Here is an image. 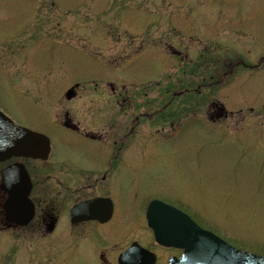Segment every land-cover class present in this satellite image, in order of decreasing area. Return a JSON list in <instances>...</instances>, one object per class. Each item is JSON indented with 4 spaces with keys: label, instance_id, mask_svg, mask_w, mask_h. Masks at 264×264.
<instances>
[{
    "label": "rangeland",
    "instance_id": "rangeland-1",
    "mask_svg": "<svg viewBox=\"0 0 264 264\" xmlns=\"http://www.w3.org/2000/svg\"><path fill=\"white\" fill-rule=\"evenodd\" d=\"M216 2L0 0V62L11 66L10 74L0 68V103L15 123L46 132L54 154L40 165L58 162L65 175L72 162L106 157L116 130H121L124 145L118 157L132 164L122 167L113 189L122 214L141 219L146 196L178 201L229 244L264 256V133L260 137L255 133L264 131V123H258V118L264 121V74L252 73L244 81L247 70L240 66L226 82L214 85L209 82L214 69L206 67L209 59L202 61V69L186 68L204 45L209 46L205 54L213 59L217 47L220 68L226 67L219 57L222 52L232 59L243 58L247 49L258 55L264 49V0ZM192 33L197 36L189 41ZM148 38L153 41L150 46ZM134 40L135 48L142 41L146 48L140 53L148 54L123 57L136 52L130 49ZM179 50L187 54L183 61ZM182 78L186 84H175ZM75 82L82 83L75 87L76 97L68 100L66 89ZM183 88L189 91L180 93ZM102 93L103 109L90 108V99L92 105L98 104ZM117 94L130 97L122 109L115 102ZM60 97L78 127L101 135L105 143L74 138L57 125L62 103H55ZM248 99L257 115L249 132L238 112ZM163 106L158 117L141 116L133 125L137 114ZM219 108L236 114L213 120L211 114ZM50 173L62 176L58 169ZM48 186L59 191L55 183ZM61 195L59 200L45 198L53 199V206L58 201L61 216L54 231L58 228L64 235L58 238L54 231L43 235L33 228L0 229V264H98L94 244L122 237L121 224L93 226L82 252L73 256L74 247L64 242L70 236L60 224L67 221L72 199ZM133 228L134 238L143 242L152 238L143 217ZM100 235L105 240H95Z\"/></svg>",
    "mask_w": 264,
    "mask_h": 264
},
{
    "label": "flooded vegetation",
    "instance_id": "flooded-vegetation-1",
    "mask_svg": "<svg viewBox=\"0 0 264 264\" xmlns=\"http://www.w3.org/2000/svg\"><path fill=\"white\" fill-rule=\"evenodd\" d=\"M213 1H217L216 3H229V4H246L247 2H251V1H255V0H213ZM240 22V21H237ZM196 34H190L188 39L189 41L194 40ZM143 38V37H140ZM199 38V37H198ZM149 39V38H148ZM197 39V38H196ZM185 40V39H184ZM135 43H130L131 44V48L133 49L135 48V44H137V41L134 40ZM129 44V43H128ZM146 44H148L149 46L151 44H153L152 40H147ZM127 45V44H126ZM124 45V46H126ZM145 45V44H144ZM143 45V42L140 41V44H138V46L135 48L136 52H127L128 54H126L123 57H129V56H134V57H143V55L146 53L148 54L149 51L144 52V53H140L143 48H146ZM185 46V45H184ZM128 46H126L127 49ZM209 46L204 45V49H202L197 58L194 61H189V65L186 64V68H197L199 67V69H202L201 65L202 61H204L205 59H209L210 61L206 62V67L207 65L210 66L209 68L214 69V73L210 74V79L209 82H211V84L214 85H219L221 83L226 82L227 78L229 77V75H231L232 73H234V71L239 68L240 66L243 67V69L247 70L246 71V76L244 78V81H246V77H248L249 79L252 76V73L254 74H264V46L262 47V51L258 50L259 53L258 55H252V50L247 49L246 51V55L241 58L240 56H236L235 59L228 54V53H223L221 54V56L224 58V64L226 67H222L220 68L219 64L217 65V61L218 59L215 58L216 57V49L217 47L214 46V59L212 57V55H206L204 51H206L207 53H209ZM187 47L185 46V50ZM173 50L175 52H177L174 48ZM183 50H179L178 51V55L180 56V58L183 60H185V57H187V54H185ZM255 51V50H254ZM184 52V53H183ZM216 52V53H215ZM130 54V55H129ZM119 57H122L119 56ZM228 61V62H227ZM214 65V66H213ZM214 67V68H213ZM0 68L6 70V72H8L10 74V70H11V66L9 62H0ZM200 77V76H199ZM201 81H202V77ZM206 78V77H203ZM199 81L198 87L200 88L202 86V82H200L199 79H197ZM53 80L50 79V82H52ZM216 82V83H215ZM82 82H75L72 83L71 85H69L68 88H72L74 90V94L72 97H76V89L77 86H79ZM89 82H85V84H87ZM91 83V82H90ZM185 83L184 79H180L179 83H175V84H179L181 86H183ZM186 84V83H185ZM67 88V89H68ZM187 91H189V88H183L180 90V93H187ZM199 94H195L193 95V97H197ZM99 99H98V104H94L92 105L91 103H93V100L90 99L91 103V107L92 109L98 108V110L100 111L102 107V103L104 98L106 97V95H104V93L98 95ZM71 97V98H72ZM115 102L119 105L118 107H120L122 109V107H124L123 103H126L127 98L130 99V97H127L126 95H122V94H117L114 96ZM192 97V98H193ZM71 98H67L68 100ZM255 101V100H254ZM62 103V104H60ZM63 98L60 97V99H58V101L55 104H60V109L59 112H57V118L55 119L57 122V125L64 128L67 131H70L73 133V136L75 138V136L78 137H82L85 138L87 140H90L93 144H101V143H105V141L102 139L101 135H94V131L91 130H82L78 127V123H76V121H74L73 116H71L70 114V110L68 109V107L65 106V103L63 104ZM259 104L261 105L260 108H263V103L262 101L259 102ZM2 103H0V110L7 114L5 109H3V107L1 106ZM148 105V104H147ZM94 106V107H93ZM133 104H131V107L133 108ZM167 106V104L165 105ZM166 107L163 106V108L154 111H143L139 114L136 115V117L132 120L133 125L136 123L138 124L139 122V118L141 116H153V115H158L161 114L163 112V110ZM118 111H122V110H118ZM242 112L241 115V119L243 120V122L245 123L244 129L248 132L251 129V124H252V119H255V117H257V115H253V106L251 104L250 99H248L246 101V106L244 109L239 110L238 112ZM92 112H94L92 110ZM212 111H209V113L211 114ZM228 112H230L231 114H236L235 111L230 110L227 111L223 108H219L218 110H214V112L211 114V117L213 120L216 119H220L221 117H227L228 118ZM8 115V114H7ZM214 117V118H213ZM164 119V118H163ZM258 123L259 124H263L264 121L262 119L258 118ZM108 128H122L121 126H110ZM134 128V126H131V130ZM262 128V127H261ZM255 133H257L256 135H258L259 137L261 136L262 133H264V131L262 130H257ZM113 135H110L108 137V139L111 140V137ZM103 137H106L105 135H103ZM113 140H111L112 142H110L111 144H109L110 147H108L106 149V151L110 152V149L112 150L109 154L108 152H106V157H100L98 159H86L84 160V162L81 161H77V162H72V167L70 169H68V173L65 175V172L63 173V171H61L60 166L58 164V162L52 163L50 165H52L51 167H44L42 165H44L45 162L41 161V160H35V159H31V158H25V157H13L11 159H8L4 162H0V173L2 171L3 168L7 167L8 165H10L13 162L16 161H20L22 162L26 168H27V172H29L30 177H31V181H32V190L30 192V198L33 201L32 203H34V215L32 217V219L30 220V223H28L27 225L21 227L20 229L23 230H27L28 228H33L34 231L37 230V233H41L43 235L46 234H50L52 233V231L55 230V228L57 227V223L60 220V211H59V203L57 201V204L55 206H53L55 203H53V199H51L49 202L47 200V198H45L46 195H49L50 197H55L56 199L59 200V196L58 194L60 193V196H62L61 194L65 193V195H63L65 197V200H70L72 199V203L70 204V206L68 207L67 211H66V215H67V221L66 222H61L60 224L61 226H64L63 228H65V232L66 235L65 236H70V239H66L64 242L70 244L71 246H73V256H77L78 254H80L83 250L82 245H84L86 242V240L89 239L90 237V230L93 226H106L108 225L110 228L111 227H116L119 224H121L123 232L121 234L122 237H120L117 240H113V239H109L110 241H106L102 244H100L99 246H96L97 242L94 244V251H95V255L97 258V263L98 264H120V257L123 256L124 253H126L128 250H130L135 244H139L140 246H142V248L147 249L149 252H152L155 254V261L154 264H168L169 259L173 256H181L183 254V250L182 249H178V248H174V247H166V246H162L161 244L157 243L154 239V237H152L150 240H148V242H143L140 239L134 238V230L135 228H133V226H135L137 223H139V221L142 219H144V223H145V227L147 228L148 231H150V233L152 234V230H150L147 227V220H146V212H147V208L148 205L150 203L151 200H153L154 198L156 199H160L166 203L172 204V206L177 207L178 209L182 210L183 212L190 214L188 211V209H186V207H183L181 204L178 203V201L176 202H170V201H166L161 197L158 196H154V197H148L146 196L141 203V209H142V217L141 219L136 218V216L131 213L130 216H125L124 213L122 214V210L120 208V205H116V201L115 199H113L114 195H113V189L117 188L118 186V181L120 180V175H122V167L123 166H129L132 165L127 164V163H123L122 158H119V154L121 153L122 149H123V135H121V130H116L115 132V136H113ZM106 140V138H104ZM98 148V147H97ZM105 155V153H103ZM110 155V156H109ZM109 156V157H108ZM108 157V158H107ZM48 162V161H47ZM42 163V165H40ZM52 169H58V171L62 172L61 173V177H57L55 176V174H51L50 172L52 171ZM55 183L57 187H59V191L53 188H50V186H48V183ZM56 191V193L54 192ZM67 193V194H66ZM1 195V199L3 203V200L5 198V193L2 191V193H0ZM71 196V197H70ZM47 197V196H46ZM68 197V198H67ZM136 197V196H134ZM64 200V199H61ZM94 201L95 203L91 206L90 209L88 208H80V209H76L77 206L86 201ZM0 203V214H2V218H0V229H9V226L11 225L8 216L6 215L2 204ZM67 208V207H66ZM71 210L73 211V213L71 212ZM92 216H98V217H92ZM191 216V215H190ZM192 217V216H191ZM199 225L202 226L203 223H201L200 221H198L196 218L192 217ZM63 224V225H62ZM126 226V227H124ZM127 226H130V228L126 229ZM204 228H208L207 226L203 225ZM209 229V228H208ZM54 232H58V228L56 231ZM58 238H61L62 235H64L62 232H58L57 233ZM85 239V240H83ZM95 240H99V241H103L105 240V236L100 235L99 237L96 236ZM98 241V242H99ZM90 242V240L88 241ZM131 254L129 256L128 259H140V260H145V254L142 251H138V249H133L131 251ZM72 256V257H73ZM71 257V259H72ZM70 260V259H69ZM123 261V259H122ZM146 261V260H145ZM124 264H134L133 262H128L127 260H124Z\"/></svg>",
    "mask_w": 264,
    "mask_h": 264
},
{
    "label": "water",
    "instance_id": "water-1",
    "mask_svg": "<svg viewBox=\"0 0 264 264\" xmlns=\"http://www.w3.org/2000/svg\"><path fill=\"white\" fill-rule=\"evenodd\" d=\"M73 91L69 90L68 97ZM51 150L49 138L39 132L15 124L0 112V161L12 156H28L47 159ZM2 189L7 193L4 208L14 224L24 225L33 216V204L29 199L32 184L22 164H13L2 173ZM95 203L86 201L80 208ZM98 217V216H92ZM148 225L154 237L162 245L185 250L181 258H173L170 264H264V256L240 250L209 230H205L185 213L160 200H153L147 211ZM139 261V264H152Z\"/></svg>",
    "mask_w": 264,
    "mask_h": 264
}]
</instances>
